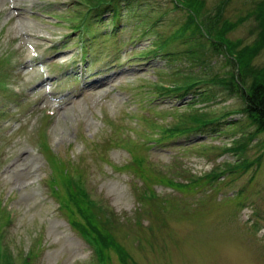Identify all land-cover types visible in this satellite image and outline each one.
<instances>
[{
    "label": "rangeland",
    "instance_id": "374dc122",
    "mask_svg": "<svg viewBox=\"0 0 264 264\" xmlns=\"http://www.w3.org/2000/svg\"><path fill=\"white\" fill-rule=\"evenodd\" d=\"M204 1L205 14L219 15L218 27L237 23L227 37L238 49L259 41L253 11L264 0H229L219 10L221 0ZM119 4L112 16L101 10L87 18L79 0H0V232L7 227L0 247L7 246L14 264L29 249L36 251L33 264H101L69 220L77 216L87 225L85 216L74 215L71 201L59 209L52 196L50 178L68 170L82 173L92 198L113 212L104 213L110 222L94 224L133 256L111 246L109 264H264V154L247 169L225 164L257 158L264 134L251 130L241 158L226 149L243 142V124L235 120L245 117L239 96L221 88L209 97L201 90L153 92L162 81L210 76L198 56L185 54L195 41H208L175 37L188 12L173 0ZM212 64L222 76L233 68L222 55ZM250 65L264 67V44ZM83 66L88 75L81 77ZM46 109L55 114L47 117ZM225 109L236 113L225 117ZM194 112L215 115L209 128L172 135L168 125H188L177 120ZM130 138L141 157L133 165ZM45 141L51 151L40 149ZM211 172L216 178L206 179ZM150 191L157 196L148 198ZM6 204L15 213L9 226Z\"/></svg>",
    "mask_w": 264,
    "mask_h": 264
},
{
    "label": "trees",
    "instance_id": "16d2710c",
    "mask_svg": "<svg viewBox=\"0 0 264 264\" xmlns=\"http://www.w3.org/2000/svg\"><path fill=\"white\" fill-rule=\"evenodd\" d=\"M93 2L94 6L97 7L96 12L98 11H113L115 14V7L110 6H100V2L102 1H111L113 4L119 5L122 0H89ZM195 6L197 13L203 11L205 6L204 0H191ZM229 0H221L218 4V10L222 9L226 6V3ZM262 3V2H261ZM99 12V13H103ZM188 16L184 20V22L180 25V28L177 29V35L175 37H185L188 43L193 41L194 39H204L208 41V44L203 43H193L186 48L185 54L190 57H196L200 59L202 64V68H205V73L210 76H205V82L207 84L203 85H196L192 84L189 78L184 79L181 81V88L175 89L172 88L164 92V94H173L175 92L186 95L191 92H195L197 90H201L200 94L211 96L215 94L218 89H223L225 92H231L233 95H237L241 99L242 106H240L239 111L245 117L242 118H235L236 121L243 124V128L239 129L242 131V141L241 145L238 146H230L226 148L227 150H232L237 153L241 158L246 152V145L251 141V130L253 129V134L261 135L264 134V67L256 68L255 66L250 65V57L255 54L258 50V45L264 44V4H259V7L253 11V14H257L259 18L258 25L256 27L259 33V41H256L252 45H247V47H243L240 49L231 42L227 37V31L232 29L237 23L231 21H225V27L221 26L218 27V14L215 18L211 16L207 17L202 25H201L200 16L195 15L192 11L188 10ZM218 32L216 34L213 33ZM189 33V34H188ZM204 37V38H203ZM225 41L228 42V46H226ZM237 49V51H236ZM230 50H234L238 53V58L233 59L229 56ZM222 55L224 57V64L225 58L228 61L229 66H233L232 69L229 70L227 75L222 76L219 71H213L214 64L208 66L207 63L211 61L216 56ZM226 65V64H225ZM246 66V67H245ZM201 68V67H200ZM196 75H192L190 77H195ZM202 77V76H201ZM208 80V81H207ZM183 85H185L183 87ZM204 87V88H203ZM207 87H216L208 90ZM206 88V89H205ZM175 91V92H174ZM224 111V110H223ZM223 111L221 113H223ZM230 114H233L232 111H229ZM229 112H225L223 114H228ZM215 115L212 116H203L199 113L194 112L191 114L190 119H181L177 120V122H182L186 120L189 124L186 126H182L179 124H174L173 127L168 126L172 135L177 134H186L187 132H197L201 130L208 129L210 126L211 119H213ZM230 117V116H227ZM234 119L230 122H234ZM165 136V134H163ZM249 135V136H248ZM163 136L162 139H165ZM257 138V137H256ZM161 139V140H162ZM262 143L264 144V139H261ZM262 153L259 158L255 161H248L247 159H243L237 165L241 166L242 169H245L250 164L253 166L256 162H260L263 158ZM141 157L135 155V162L138 163ZM245 164V165H244ZM204 177L206 179L216 178L212 174H206ZM60 180L64 187L66 188L67 193L61 194V184ZM80 181H75L73 171L69 172L67 170V175L60 176L59 178L56 175H52L51 184L54 194L59 198L60 203L63 208L67 209L69 207L68 201L73 202V207L77 210L74 211V215H77V211H79L82 216H85V221L89 222L87 225L81 223L82 221L79 220L77 222V216H73L72 218L69 217V220L73 224V226L77 229V225H79V229L82 232V236L85 239H93L96 244L98 251L102 257L101 264H109V255L108 251L112 247H116L120 251H124L126 256H132L123 248L120 243H115V239L111 238L109 235L106 236L96 224V219H100L101 221L110 222L109 218L105 216L104 210L95 207V204L92 203L88 197H86L84 191L80 188L79 184ZM69 211V209H68ZM70 212V211H69ZM5 215V224L8 226V214L6 212L3 213ZM92 222H91V218ZM96 223V224H94ZM99 225V224H98ZM5 228L0 232V236L4 232ZM122 247V248H121ZM26 256V258H25ZM24 262L22 264H33V258L36 257V251L34 249L28 250L23 256ZM133 257V256H132Z\"/></svg>",
    "mask_w": 264,
    "mask_h": 264
}]
</instances>
